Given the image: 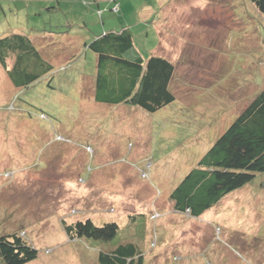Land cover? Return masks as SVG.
Segmentation results:
<instances>
[{
  "label": "rangeland",
  "instance_id": "obj_1",
  "mask_svg": "<svg viewBox=\"0 0 264 264\" xmlns=\"http://www.w3.org/2000/svg\"><path fill=\"white\" fill-rule=\"evenodd\" d=\"M122 29L141 58L175 66L176 100L155 113L90 98L87 46ZM12 33L52 65L22 89L0 68V237L37 250L26 264H98L137 232L143 264H264V173L197 219L168 200L264 87V17L250 0H0V37ZM85 219L119 231L109 242L70 239L64 226ZM153 229L162 235L151 247Z\"/></svg>",
  "mask_w": 264,
  "mask_h": 264
},
{
  "label": "trees",
  "instance_id": "obj_2",
  "mask_svg": "<svg viewBox=\"0 0 264 264\" xmlns=\"http://www.w3.org/2000/svg\"><path fill=\"white\" fill-rule=\"evenodd\" d=\"M250 3L264 17V0H250ZM51 33L54 34L49 32V36H53ZM87 48L95 56V77L90 94L95 103L125 105L155 113L176 100L170 90L175 71L173 62L152 54L141 58L129 29L104 32ZM0 68L15 89L27 88L52 71L50 61L42 56L32 38L20 33L0 37ZM40 118L46 119V116L41 114ZM56 140L70 143L69 138L63 136H56ZM195 160L168 195L172 211L187 220L199 218L229 194L243 192L255 181L257 174L264 173V87ZM159 217L154 213L149 219L154 222ZM64 228L70 239L101 242L111 241L119 231L116 223L96 226L90 219ZM151 232L156 239L150 242L154 247L153 243L160 236L154 229ZM133 237L141 242L145 239L140 232ZM134 242L122 240L99 252L98 264H143L144 254L138 242ZM37 254L35 248L17 235L0 237L1 264H26Z\"/></svg>",
  "mask_w": 264,
  "mask_h": 264
},
{
  "label": "crops",
  "instance_id": "obj_3",
  "mask_svg": "<svg viewBox=\"0 0 264 264\" xmlns=\"http://www.w3.org/2000/svg\"><path fill=\"white\" fill-rule=\"evenodd\" d=\"M87 182H88V181H87ZM166 230H167V229H166ZM161 235H162V234L159 235V236H160V239H161ZM127 242L135 243V242H134V239H133V236H132V238H131L130 241H125V240H124V243H127Z\"/></svg>",
  "mask_w": 264,
  "mask_h": 264
}]
</instances>
